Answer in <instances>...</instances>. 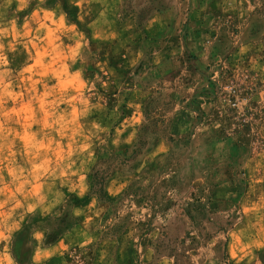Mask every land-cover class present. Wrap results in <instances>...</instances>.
<instances>
[{
    "label": "rangeland",
    "instance_id": "obj_1",
    "mask_svg": "<svg viewBox=\"0 0 264 264\" xmlns=\"http://www.w3.org/2000/svg\"><path fill=\"white\" fill-rule=\"evenodd\" d=\"M203 1L0 0V264H264V0L239 63L241 0Z\"/></svg>",
    "mask_w": 264,
    "mask_h": 264
},
{
    "label": "crops",
    "instance_id": "obj_2",
    "mask_svg": "<svg viewBox=\"0 0 264 264\" xmlns=\"http://www.w3.org/2000/svg\"><path fill=\"white\" fill-rule=\"evenodd\" d=\"M211 2H212V4H211L212 6H215V4H221V6H222V3L220 0L215 1V2H214V0H205L202 3L207 4V3H211ZM232 2H234V1L233 0H229V1L224 0L223 4H225L226 6H229V5H232ZM233 8L237 11L239 10V14L237 13L236 16H239L238 22L240 23V33H239L240 44L230 53V55H231V58L234 59V61L236 63H239L240 61H242L244 59V57H247L248 53L251 50H256V49L260 50L261 45L258 44V42H257L258 39L256 37H252V36L250 37L249 36L251 22L248 19V17L250 15L252 9L248 5V3L244 0H241L240 4H239V2L236 3V5ZM227 10L230 11L229 8ZM153 18H156V23H158L159 26L162 25L163 18L161 15H158V16L153 17ZM161 19H162V21H161ZM189 25L193 26L194 23L193 22L189 23ZM166 26H168V24H166ZM168 30L174 31L175 28H173V26H168ZM188 31L190 32L189 37L192 38L193 32L191 31V29H188ZM196 47L200 48V49L203 48L202 46L199 47V44H197ZM205 55L207 57L209 56L207 51L201 52L198 55V58L205 57ZM198 86H199L198 83H193L192 85H190L186 88V90H187L186 96H184L183 100L180 101V103L178 104V106H180L181 108L179 109V111H176L170 119L172 135L182 136V135L190 132L192 130V128L195 127V130L193 132L191 131V133H193V136H196V133L199 131V128H201V126L204 125V122L200 121L198 123L195 121V119L197 117V113L199 112L201 105L204 106L203 102H205V101L200 100V96L198 95V88H199ZM196 97H197V101L195 100ZM193 100L196 102L195 104L193 103ZM182 108L189 109V113L187 114V112H181L180 110ZM187 109H185V110H187ZM201 123H202V125H199ZM207 128H209V126ZM220 131H221L220 127H217V129H214L210 132V135L211 136L216 135ZM203 132L204 131L200 132V135L203 134ZM214 140H216V139H214ZM214 140H212V139L210 140V143L208 144L209 148H210V146L215 144ZM159 141L160 140H158V143L157 142L155 143V147L161 146L162 143L159 144ZM206 151H208V150H206ZM198 158L200 159L201 157H198ZM68 244H71L69 241V236L66 234V238H65V233H64V234H61V236L56 240V242L50 244L45 249L52 251V256H56V254H54L55 248L60 247L62 249H67L69 246ZM60 253H62V252H60Z\"/></svg>",
    "mask_w": 264,
    "mask_h": 264
},
{
    "label": "trees",
    "instance_id": "obj_3",
    "mask_svg": "<svg viewBox=\"0 0 264 264\" xmlns=\"http://www.w3.org/2000/svg\"><path fill=\"white\" fill-rule=\"evenodd\" d=\"M148 17H146V19H148ZM146 19L144 21H146ZM137 21H138L139 25H142V22L139 21V18ZM252 31H253L252 35H255L256 32H259V30L253 29V28H252ZM261 39L264 42V36ZM147 115L148 114H146V116ZM145 127H146V124H143L140 127L138 140L135 142V144L133 145L132 148L128 149V151L130 152V155L128 154V155H126V157H123L122 158L123 162L130 161L131 157L134 154L142 152V149H143V147H142L143 146L142 130ZM116 155H118V154H115L114 156L116 157ZM111 169H112V164H108L106 166V168H101L99 166H95L93 168L91 174H90V180L89 181H90L91 193L97 195L100 200H106L107 199V195L105 193V185H106L108 177L111 174ZM53 229H55V228H53ZM65 229L59 231L57 234H55L53 236L51 234H49L50 240H48L47 244L50 245V244L54 243L60 237V235L65 231Z\"/></svg>",
    "mask_w": 264,
    "mask_h": 264
}]
</instances>
